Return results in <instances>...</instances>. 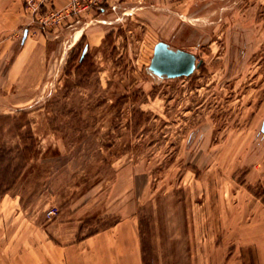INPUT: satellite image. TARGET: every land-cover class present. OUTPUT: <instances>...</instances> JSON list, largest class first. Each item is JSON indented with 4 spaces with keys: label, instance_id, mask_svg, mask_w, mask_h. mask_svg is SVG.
Masks as SVG:
<instances>
[{
    "label": "rangeland",
    "instance_id": "rangeland-1",
    "mask_svg": "<svg viewBox=\"0 0 264 264\" xmlns=\"http://www.w3.org/2000/svg\"><path fill=\"white\" fill-rule=\"evenodd\" d=\"M39 2L20 0L21 21L0 30L17 29L18 47L39 28L48 54L15 92L10 52L0 61V195L40 219L53 208L69 239L133 191L144 264H214L216 244L246 253L264 236V0H119L59 19L70 0ZM158 40L195 69L149 72Z\"/></svg>",
    "mask_w": 264,
    "mask_h": 264
},
{
    "label": "crops",
    "instance_id": "crops-1",
    "mask_svg": "<svg viewBox=\"0 0 264 264\" xmlns=\"http://www.w3.org/2000/svg\"><path fill=\"white\" fill-rule=\"evenodd\" d=\"M60 1L52 3L56 6ZM19 7L20 0H0V30L1 27L14 28L21 21L18 20ZM17 35L16 29L0 36V61L4 53L10 52L4 72L9 92L36 84V81L30 84L27 78L42 75L48 57L44 31L24 27L18 47ZM21 104L15 99L9 102L11 106ZM141 203L140 194L125 193L103 208L101 215H115L114 220L83 236L73 233V237L65 239L63 233L71 230L62 226L60 220L54 216L40 219L22 206L18 195L1 194L0 264H144ZM250 245L246 253L242 254L237 244L228 254L229 248L225 250V245L216 244L214 264H264V236L255 238Z\"/></svg>",
    "mask_w": 264,
    "mask_h": 264
},
{
    "label": "water",
    "instance_id": "water-1",
    "mask_svg": "<svg viewBox=\"0 0 264 264\" xmlns=\"http://www.w3.org/2000/svg\"><path fill=\"white\" fill-rule=\"evenodd\" d=\"M26 32L27 30L24 31L23 37L26 36ZM196 66V56L192 52L158 40L154 44L147 69L158 77L173 78L189 75Z\"/></svg>",
    "mask_w": 264,
    "mask_h": 264
},
{
    "label": "built area",
    "instance_id": "built-area-1",
    "mask_svg": "<svg viewBox=\"0 0 264 264\" xmlns=\"http://www.w3.org/2000/svg\"><path fill=\"white\" fill-rule=\"evenodd\" d=\"M50 1L51 0H40L39 3L43 4L46 7L47 2H50ZM118 1L119 0H70V2L67 5L57 8L54 11H51V16L57 17L59 19V18H63L69 15L70 13H76L77 11H80L81 9H85L88 7L98 9L101 6H113ZM27 2H29V0H27ZM55 213H56V210H54L53 208H49L46 211V215L48 217L54 216Z\"/></svg>",
    "mask_w": 264,
    "mask_h": 264
},
{
    "label": "trees",
    "instance_id": "trees-1",
    "mask_svg": "<svg viewBox=\"0 0 264 264\" xmlns=\"http://www.w3.org/2000/svg\"><path fill=\"white\" fill-rule=\"evenodd\" d=\"M103 7H105V6H101L100 8L103 9ZM100 8H98V9H100ZM85 50H86V49H83V51H82V54H81V61L83 60L82 57H83V55H84ZM13 183H14V181H12L11 184H13ZM5 192H7V191H5ZM5 192H4V193H5ZM4 193H3V194H4Z\"/></svg>",
    "mask_w": 264,
    "mask_h": 264
}]
</instances>
